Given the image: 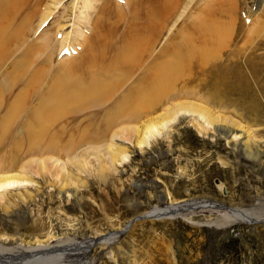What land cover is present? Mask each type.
<instances>
[{"label": "rangeland", "instance_id": "rangeland-1", "mask_svg": "<svg viewBox=\"0 0 264 264\" xmlns=\"http://www.w3.org/2000/svg\"><path fill=\"white\" fill-rule=\"evenodd\" d=\"M61 1L59 9L52 15L53 17L57 13V18L50 20L41 31L44 33L50 28L49 35L55 40L48 46V51L59 40L54 28L55 22L59 19L58 15L63 12L66 15L62 23L63 34L70 32L73 38H76V29L84 28L85 21H76L74 15L77 10L84 8V4H79L75 9L73 8L75 0ZM95 1L99 0H94L93 4ZM114 1L113 10L123 8L124 2ZM181 1L169 0L167 5L172 9L178 5L180 12L183 6L181 3L185 2ZM225 3L226 5L216 0H196L191 13L185 14V18L171 34L169 31L173 28L171 25L174 19L169 23L170 27L164 31L157 51L165 43L180 41L188 35L191 41L194 40L192 42L194 45L202 48L196 52V61L190 63L196 65L189 66L186 71L184 69L180 71L186 75L193 72L194 75H199L195 82H199L203 77L202 79L207 78L208 84L213 83L210 72L219 70L216 64L224 65L231 62L230 67L234 69H230L232 73L229 72L226 81L239 84L240 82L234 78L238 76L237 68L232 64L240 65L242 76L246 78L252 92L248 90L249 93L243 92L242 95H229L226 100L228 109L217 112L253 130V132L251 130L253 133L251 149L258 156L262 166L257 164L256 167H251L244 160L239 149L234 146L236 141H231L224 134L212 132L201 135L191 124L189 117L172 124L170 133L156 138L149 147L146 145L139 147L134 138L116 139L115 145L129 154V158L121 162V157H113L112 153H108L106 143L109 134L104 133L106 117L101 115L102 117L93 118L91 112L76 113V115L71 113V106H68L65 109L67 112H64L67 117L61 118L54 125H51L50 121L47 122V125H51L48 135H55L52 139L56 145L53 150L56 151L58 148L59 151L60 147L61 150L59 153L56 151L58 154L52 150L50 155L49 152L47 155H36L37 158H44L55 153L53 156L66 162L68 177L60 167H55L53 162H49L50 164L46 165L48 169L41 172H38L35 163L31 166L32 170L29 169L27 173V177L32 180L31 184L15 186L0 193V257L30 255V259L34 261L32 264H63L64 262L67 264L68 261L71 263L72 258L68 256L63 261L51 258L47 263L46 258L64 252H51L45 257H36L34 253L25 250L28 247L26 245L34 246L42 242L50 249L74 250L72 248L74 244L122 233L134 221L127 233L120 234L113 244L95 247L88 257L89 262L91 264H264V224L257 229L241 221L220 229L207 224L224 219L227 210L195 209L192 210L193 212L187 211L173 218L135 221L137 217L151 212L154 208L164 209L170 207V201L181 200H209L231 208L254 210L255 212L250 211L252 215L264 218V0H226ZM207 6L212 8L208 9ZM150 8L149 1L141 5L143 11H149ZM94 11L95 9H92L91 13ZM122 11L126 12L125 8ZM202 13L204 14L201 15ZM117 19L116 16H112L108 24H117ZM127 20L126 22L129 21ZM201 20L209 22L203 24L204 29L196 28L193 24ZM118 24L120 26L117 34L121 35L124 26L122 23ZM184 26L191 28L193 33L189 28L188 30L183 28ZM201 29L206 30L207 34ZM194 32H197V35ZM198 33L203 36L201 34L198 36ZM34 38L36 37L31 38L30 42L35 44ZM199 41L202 43H197ZM38 44L40 50L43 41L40 40ZM78 44L79 42L77 46ZM117 45L118 43L114 44ZM217 47H220L219 51ZM210 49H213L214 53H210L213 52ZM231 55L232 59H230ZM77 56L78 52L74 54L61 52L57 44L52 58L51 72ZM217 56H220V59ZM199 58L204 62L210 60L206 66L208 69L203 68L204 74L199 73L197 66L200 65ZM27 62H22L20 69L18 68L17 72L13 71L5 82L8 84L16 77H21L26 70L23 66ZM8 69L10 70L9 65ZM192 70L193 72H190ZM215 71L214 73H217ZM20 88L25 86L20 85ZM251 96L258 101L259 108L252 105ZM13 128L15 130V127ZM23 137L20 136V143L18 140L14 142L13 138H11L13 142L10 141V136L4 137L0 145L2 166L8 165L12 152L15 158L18 157L16 154L19 155L18 162L25 158L24 153L26 155L28 144ZM97 147H100V153L95 152L94 148ZM17 148L20 153L16 151ZM68 148L71 151L73 149V152ZM30 159L31 157L24 162ZM75 160L82 164V168L74 164ZM67 161L73 162L69 164Z\"/></svg>", "mask_w": 264, "mask_h": 264}, {"label": "bare ground", "instance_id": "bare-ground-1", "mask_svg": "<svg viewBox=\"0 0 264 264\" xmlns=\"http://www.w3.org/2000/svg\"><path fill=\"white\" fill-rule=\"evenodd\" d=\"M33 1L0 0V145H2L1 143L5 136H10V141L13 140L14 142L19 141L21 139L20 136H24L28 144L27 156L24 153L25 158L18 162L19 155L16 154L18 157L15 158L16 156H13L14 152H12L13 155H10L7 166H2L0 163V193L11 190L15 186L26 183L31 184L32 180L27 177V173H29L28 170L35 163L39 169L38 172H41L48 169L46 165L49 162H53L55 167H60L64 175L68 177L66 162H62L59 158L53 156L55 153H59L61 147L59 151L57 150L58 148L56 149L58 153L55 149L53 150L54 146H56L54 145V140L52 141L55 135H48L51 125L59 122L61 118L67 117L64 112L68 106H71L70 111L74 114L91 112L94 115L92 116L93 118H98L101 115L106 117L104 133L109 134L106 147L108 153H112L113 157H121V162L126 161L129 158V154L115 145L116 139L134 138L139 147L144 145L149 147L156 138L169 134L172 124L189 117L191 124L201 135H208L212 132L224 134L231 141L237 142L234 143V146L239 149L244 156V160L251 167H256L257 164L260 167L262 166V163H259L258 156L251 149L253 130L251 129V132L250 128L244 127L240 122L217 112V110L228 109L226 100L229 95H242L243 92L249 93L248 90L250 93L252 92L245 80L246 78L242 76L240 65L232 64L237 68L236 72L238 73V76L236 75L234 78L240 83L226 81L229 72L232 73L231 70L234 69L230 67L232 55L229 59V64H216L219 70H214L217 73H214V71L210 72V79L213 83L210 82L208 84L207 78L202 79L203 77H201V80L198 79L200 80L199 82H195L196 77L199 75H194L193 70L190 71L193 73L187 75L180 71L182 69L186 71L189 66L196 65H190V63L196 61V52L202 48L194 45L192 43L194 40L191 41L188 35V37L181 38L180 41L165 43L157 51L165 33L164 31L170 27L168 26L169 23L174 19L173 25L170 24L173 27L171 28L172 30L168 29L171 30L169 31L171 34L173 29L185 18V14L187 12L191 13L192 6L196 0H184V3H181L182 1L180 0L181 5L183 4L181 11L179 10L180 12H178V5L173 9L167 5L169 0H119L121 3L124 2L123 8H125L126 12L122 11L123 8L113 10L114 0H99L98 2L95 1L94 4V0H75L73 5L75 9H77L79 4H84V8L77 10L79 11L78 14L77 11L74 14L76 21H85L84 28L78 27L76 29V38H73L70 32L63 34L64 26L62 23L66 15L64 12L58 15L59 19L55 22L54 28L55 35L59 36V40L49 51L47 49L48 46L55 42L53 36L49 35L51 29H46L44 33L41 31H43V27L50 20L57 18V13L53 17L52 15L59 9L62 1ZM145 1H149L151 5L149 11L141 9V5ZM216 1L226 5V0ZM207 7L208 9L212 8L211 6ZM92 9H95L94 13H91ZM112 16H116L118 23H122L124 26L121 35L117 34L120 24H108ZM204 23L209 22L201 20L199 23L193 24L196 28L201 27L204 29L202 27ZM187 30L184 31L186 32ZM189 30L193 33L191 28ZM202 31L206 33V30ZM195 34L197 35V32ZM200 34L198 33V36ZM201 36L203 35L201 34ZM33 37H36L33 41L35 44L30 42ZM40 40L43 41V45L39 50L38 43ZM202 41L197 43L200 44ZM116 43L118 45L114 46ZM57 44H59L61 52L66 51L68 54L78 52V56L56 67L52 73V58L55 55ZM217 48L219 51L220 47ZM210 50L213 51V49ZM210 53H214V51ZM217 57L220 59V56ZM201 58H199L200 65L197 66H199V73L204 74L205 69L203 68L208 69L206 66L210 60L207 59L208 62L206 60L204 62ZM24 61L28 62L23 66L26 67V70L23 71L22 78L16 77L7 84L5 80L11 76L13 71L17 72ZM212 64L214 66V63ZM31 68L33 69L31 70ZM20 85L25 86V88H22V90ZM26 88L28 89L26 90ZM251 99L252 105L258 107V101L253 96H251ZM49 121L51 125H47ZM13 127H15V130ZM11 138L13 139L11 140ZM5 141H7V138ZM14 145L16 146V143ZM94 149H96L95 152H101L100 147ZM52 150L53 152L55 151L52 156H43L44 158L39 156L37 158L36 156L47 155L48 152L50 155ZM68 150L71 151L69 148ZM16 151L20 153L18 148ZM71 152H73V149ZM29 157L31 159L24 162ZM2 158L1 156L0 162H2ZM68 161L67 163H69ZM74 164L82 168L80 162L75 160ZM69 179L71 180L70 176ZM212 208L228 211L227 214H224V219H219L217 222H207L208 225L210 224L211 227L217 229L225 228L238 221L254 226L256 229L264 224V218L256 217L254 210H252L254 211V215H252L251 210L231 208L222 203L209 200L170 201V207L164 209L154 208L151 212L137 217L135 221L173 218L174 216L183 215L187 211ZM133 223L134 221L122 233H115L98 240L74 244L72 246L74 250L50 249L47 247L48 245L45 246L42 242L34 246L26 245L28 247L25 250L34 253L36 257H45L51 252H64L58 253L54 257L46 258L45 261L47 263L51 258H56V261L57 258L63 261L68 256L72 259L71 263L68 261L67 264H91L88 257L95 247H105L113 244L117 241L120 234L127 233ZM2 256L0 257V264L34 263L30 259V255L19 257L17 255Z\"/></svg>", "mask_w": 264, "mask_h": 264}]
</instances>
